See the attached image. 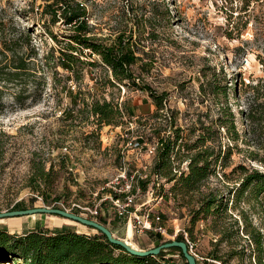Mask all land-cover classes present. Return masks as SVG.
Returning a JSON list of instances; mask_svg holds the SVG:
<instances>
[{
  "label": "rangeland",
  "instance_id": "1",
  "mask_svg": "<svg viewBox=\"0 0 264 264\" xmlns=\"http://www.w3.org/2000/svg\"><path fill=\"white\" fill-rule=\"evenodd\" d=\"M72 1L86 8L93 35L112 38L116 31L131 29L134 39L139 40V53L157 59L158 67L148 74H142V77L151 90L158 94L162 91L167 93V105L180 113L176 127L184 134L197 129L199 119L205 126L214 129L211 122L214 108L209 101L200 104L199 71L202 68L205 71L215 68L218 76L220 67H223L230 92L236 81L238 96L234 98L230 95L229 102L236 115L237 129L243 130L239 113L247 109V101L252 95L250 86L264 77V66L260 62L261 58L264 59V0ZM44 4L45 0H0V25L12 31L13 35H29L31 45L41 55L53 54V62H56L61 51L66 50L79 56L83 64L74 65V73L57 67L48 78L42 100L35 105L30 97L33 90L31 76L26 80V94L29 96L20 104L14 102L13 95L23 88V80L0 83V142L4 144L0 164L3 166L0 169V212L40 207L66 210L98 223L101 220L114 237L127 239L138 249L154 248L155 233L134 232L131 223L127 224L126 219L116 216L109 201L100 205L104 217L89 216L84 209L97 205L99 199L109 192L106 185L117 175L121 158L129 171H145L151 177L155 154H148L150 144H143L139 152L129 149L126 143L137 135L152 140V129L165 127L168 121L164 117L151 116L155 107L146 92L129 87H120L119 90L109 87L107 81L110 73L107 68L101 65L96 56H88V51L82 54L78 52L77 45L70 40L71 28L63 20L50 24L49 16H41ZM166 9L170 12L168 21L165 20ZM152 32L155 40L148 38ZM92 62L95 64L89 66ZM134 71L140 74L137 66ZM66 91L80 93L81 100L88 105L93 100L105 99L117 105L123 114L115 119L114 125L102 124L97 127L89 108L81 103L72 107ZM68 108L74 109V119L62 118V110ZM78 109H82V112L78 113ZM198 133L191 136L189 143L195 140ZM221 133L225 136L223 130ZM242 140L244 137L241 136L236 146H232L225 173L239 164L264 171L261 165L247 159V146ZM228 143L225 137L222 138V145ZM42 155L46 157V167L53 166V179L50 184L33 191L30 178ZM62 157L65 160L60 164ZM259 157H264L263 151L259 152ZM176 163L181 165L177 159ZM216 172L204 183L201 191L206 194L216 189L220 195L226 196L239 174L227 180L219 167ZM148 179L150 183L146 184L145 190L141 188L135 205L148 201L145 208L155 216H161L158 225L165 229L161 244L175 240L178 229L187 233L190 219L188 208L180 207V197L169 193L172 183L159 180L160 185L163 182L162 201L156 199L155 194L150 196L147 192L159 193L161 190H155L152 180ZM103 187L105 189L102 190ZM247 196L245 193L244 198ZM252 201L250 208L254 206V212L258 214L250 217L254 225L260 228V220L264 216L259 214L258 204ZM232 207L229 201L227 213L237 217L238 212L233 211ZM240 207L248 209L247 204L240 203ZM208 223L209 219L199 220L192 232V239L187 233L192 246L189 252L195 257L196 264H203L211 249V242L216 238L209 230ZM33 224L48 229L67 226L85 235L97 233L55 215L36 214L0 220V227L17 234L21 233V228ZM165 258L170 259L169 264H185L178 254H166Z\"/></svg>",
  "mask_w": 264,
  "mask_h": 264
},
{
  "label": "trees",
  "instance_id": "2",
  "mask_svg": "<svg viewBox=\"0 0 264 264\" xmlns=\"http://www.w3.org/2000/svg\"><path fill=\"white\" fill-rule=\"evenodd\" d=\"M169 15L170 12L166 9L165 20L168 21ZM41 16H49L50 24L63 20V23L71 28L70 40L77 45L78 52L82 54L88 51V56H96L101 65L107 68L110 73L107 81L109 87L118 90L120 87H129L146 92L155 107L151 116L164 117L168 121L167 126L152 129L154 138L150 141L143 135L136 136V142L141 146L145 143L157 144L151 177L141 181L140 187L145 190L150 178L155 188L154 176H157L158 180L173 184L169 193L180 197V207L188 208L190 219L187 233L191 239L196 223L209 219L208 228L216 238L211 242V249L203 264H264V218L260 220L259 228L250 217L258 214L254 212V206L250 208L252 200L258 204L259 214L264 216V171L241 164L231 168L228 173L224 171L232 155V146H236L241 136L247 146V159L264 168V157H259V152H264V77L249 88L252 95L247 101V109L239 113L243 127V130L239 131L236 115L229 102L230 95L234 98L238 96L236 81L230 92L223 67H220L218 76L215 68L209 69L210 71L202 68L199 71L200 104L209 101L210 106L214 108L211 119L214 129L205 126L199 119V127L189 131V134H184L176 127L180 113L167 105V93L162 91L158 94L145 83L142 74L150 73L159 63L155 57L148 58L139 53V40L134 39L131 29L116 31L112 38H98L91 33L84 5L72 0H45ZM154 36L152 32L148 38L155 40ZM260 62L264 66V59L261 58ZM77 63L83 64V61L79 56H74L72 51L66 50L61 51L56 62H53V54L41 55L31 45L29 35H13L12 31L0 25V83H17L18 80H23V88L13 95L17 104L29 96L26 94V80L29 76L33 78L30 83L33 85L30 97L35 105L42 100L46 92L50 74H53L57 67L74 73V65ZM91 64L95 62L89 63V66H93ZM136 66L140 74L134 71ZM65 93L69 95L72 107L81 103L89 108L97 127L102 124L114 125L115 119L121 118L123 114L117 105L105 99L93 100L88 105L81 100L80 93ZM182 99L186 101L185 97ZM77 112L81 113L82 109ZM128 114L130 115L129 111ZM61 116L67 119L76 117L74 109L69 108L63 109ZM195 132L199 133L195 140L189 143ZM224 137L229 143L222 145ZM3 152L4 144L0 142V164ZM176 159L180 161L181 167L179 164L175 165ZM63 160L65 157H62L59 163L63 164ZM218 167L227 180L239 174L234 181L235 185L227 190L226 196L220 195L216 189L203 194L201 189L204 183L217 173ZM53 173V166L46 167V157L42 155L30 178L31 189L37 191L41 186L50 184ZM161 186L163 187V182L159 188V193L163 194ZM245 193L248 194L246 198ZM229 201L233 211L238 212L237 217L227 213ZM240 203L247 204L248 209L240 207ZM14 208L15 206L12 209ZM98 221L105 226L101 220ZM154 236V246L157 247L163 239L160 234ZM175 241L185 242V239L178 233ZM166 254H178L187 264L179 248L161 251L152 257H138L112 245L100 232L85 235L67 226L55 229L35 226L17 234L10 233L6 227H0V264H169L170 259L165 258Z\"/></svg>",
  "mask_w": 264,
  "mask_h": 264
},
{
  "label": "built area",
  "instance_id": "3",
  "mask_svg": "<svg viewBox=\"0 0 264 264\" xmlns=\"http://www.w3.org/2000/svg\"><path fill=\"white\" fill-rule=\"evenodd\" d=\"M136 138L137 137H135V139L128 140L126 145L129 147V149L137 150L140 152L142 146L139 145L138 142H136ZM63 150H66V148H64ZM156 151L157 144L148 145L149 155H154ZM122 160L123 159L121 158L117 175L115 176L113 181L109 182L106 185L110 189L109 192L105 193L104 196L99 199V203H97V205L87 207L84 210L89 216L97 217L103 215L104 217V213L102 212L100 205L103 202L109 201L113 206L116 216L121 219H126L127 224L131 223L132 230L134 232H152L155 234L164 235L165 229L162 226L158 225L161 221V216L159 214L155 216L153 213H151L150 209L145 208L148 201L146 203L143 202L137 206L135 205L137 196L142 192L140 182L146 180L148 174L144 173L145 171H141L142 173L138 170L134 172L129 171ZM183 165H185V163ZM145 169L146 167L143 168V170ZM154 178L156 184L155 188H153L156 190L157 188L159 189L160 183L157 176H154ZM103 189L105 188L103 187L102 190ZM147 193L150 196H154L155 194V198L159 199V201H162L164 198V194L161 193H154L153 191ZM97 194L98 193H96V195ZM178 232H181L183 238L185 239L186 245H188V249L190 250L192 246L187 238V233L184 230L178 229L174 236H176Z\"/></svg>",
  "mask_w": 264,
  "mask_h": 264
},
{
  "label": "water",
  "instance_id": "4",
  "mask_svg": "<svg viewBox=\"0 0 264 264\" xmlns=\"http://www.w3.org/2000/svg\"><path fill=\"white\" fill-rule=\"evenodd\" d=\"M36 214H47V215H55L62 217L64 219H68L73 221L77 224L82 226L91 228L96 232H100L103 234L106 239L112 245L119 246L124 249L127 253L138 256V257H152L158 255L161 251H166L171 248H179L183 258L185 259L187 264H196L195 257L189 252L187 245L185 242L182 241H169L164 242L157 247L148 249V250H141L134 247L131 244H128L124 239H119L113 236L111 231L107 229L102 224L98 223L95 220L83 218L77 214H73L66 210L55 209V208H48V207H40V208H31V209H22V210H11V211H4L0 212V220L7 219V218H16V217H24Z\"/></svg>",
  "mask_w": 264,
  "mask_h": 264
},
{
  "label": "crops",
  "instance_id": "5",
  "mask_svg": "<svg viewBox=\"0 0 264 264\" xmlns=\"http://www.w3.org/2000/svg\"><path fill=\"white\" fill-rule=\"evenodd\" d=\"M55 217H57V216H55ZM61 218V217H60ZM35 226H39V227H42V225H36V224H33V225H31V226H27L25 229H23V228H21V232H23V231H27V230H30V229H33V228H35ZM112 233V232H111Z\"/></svg>",
  "mask_w": 264,
  "mask_h": 264
},
{
  "label": "bare ground",
  "instance_id": "6",
  "mask_svg": "<svg viewBox=\"0 0 264 264\" xmlns=\"http://www.w3.org/2000/svg\"><path fill=\"white\" fill-rule=\"evenodd\" d=\"M30 216H32V215H30ZM17 218V217H16ZM7 219H10V218H7ZM68 220V219H67ZM14 223H11V225H13ZM77 225H79V226H81L80 224H77ZM128 244H130V242L126 239L125 240Z\"/></svg>",
  "mask_w": 264,
  "mask_h": 264
}]
</instances>
